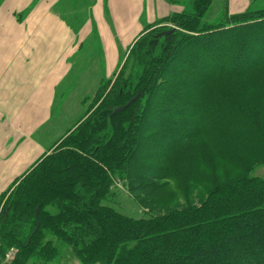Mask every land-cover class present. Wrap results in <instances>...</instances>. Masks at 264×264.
<instances>
[{"label": "trees", "instance_id": "1", "mask_svg": "<svg viewBox=\"0 0 264 264\" xmlns=\"http://www.w3.org/2000/svg\"><path fill=\"white\" fill-rule=\"evenodd\" d=\"M212 1L144 26L72 132L0 193V264L63 247L80 264H264V9L224 0L206 23ZM116 182L147 217L112 205Z\"/></svg>", "mask_w": 264, "mask_h": 264}, {"label": "rangeland", "instance_id": "2", "mask_svg": "<svg viewBox=\"0 0 264 264\" xmlns=\"http://www.w3.org/2000/svg\"><path fill=\"white\" fill-rule=\"evenodd\" d=\"M2 2H21L20 9L15 10V15L16 19L22 21L21 26L27 34L31 33L34 25L25 22L29 21L27 17L41 14L45 22L38 25L37 31H48L46 33L50 34L46 35L47 38L54 37L53 34L60 31L69 36L62 51L64 64H68L70 68L68 76L64 79L63 102H60L61 98L58 97L52 107L53 120L59 117L58 123L52 128L53 138L57 135L59 138L54 141L55 146L72 132L73 125L84 114L86 105H82V100L95 93L100 81L114 78L113 75L119 71L131 44L140 36L143 27L162 16L191 10V0H0V10L3 11L0 18L11 13L8 8H4ZM223 2L225 1L213 0L203 21H218L222 14ZM226 2L230 14L245 9H264V0ZM6 29H9L7 25ZM34 50L36 47H32L29 52ZM57 53L53 51L54 59L59 56ZM32 161V158L29 159V163ZM21 169L23 168L17 170ZM250 177L264 180V164L256 166ZM115 185L112 189V205L130 217H147L144 210L134 204L122 185L118 182ZM52 264L80 263L73 257L69 248L63 247L60 257Z\"/></svg>", "mask_w": 264, "mask_h": 264}, {"label": "crops", "instance_id": "3", "mask_svg": "<svg viewBox=\"0 0 264 264\" xmlns=\"http://www.w3.org/2000/svg\"><path fill=\"white\" fill-rule=\"evenodd\" d=\"M1 4L11 13L0 18V193L57 146L53 143L59 138H53L52 128L59 117L53 120L52 107L58 97L63 102L64 79L70 70L62 52L68 34L60 31L47 38L48 31H37L45 22L41 14L27 17L25 22L34 24L27 34L15 15L21 2ZM32 47L36 50L29 52ZM53 51L59 55L55 59Z\"/></svg>", "mask_w": 264, "mask_h": 264}, {"label": "water", "instance_id": "4", "mask_svg": "<svg viewBox=\"0 0 264 264\" xmlns=\"http://www.w3.org/2000/svg\"><path fill=\"white\" fill-rule=\"evenodd\" d=\"M171 32H172V31H169V33H171ZM138 95H139V94H137V95L134 96L132 99H130V100H129L124 106L115 109V110L113 111V114L118 113V112L124 110L125 108H127L128 106H130L133 102L136 101V99L138 98ZM37 216H38V209H36V211H35V218H37ZM37 226H38V225H37ZM37 226H36V228H37ZM36 228H35V229H36Z\"/></svg>", "mask_w": 264, "mask_h": 264}, {"label": "built area", "instance_id": "5", "mask_svg": "<svg viewBox=\"0 0 264 264\" xmlns=\"http://www.w3.org/2000/svg\"><path fill=\"white\" fill-rule=\"evenodd\" d=\"M17 253V250L14 249V248H11L6 254H5V257H4V260H3V263H6L8 261H11L13 260L14 258V255Z\"/></svg>", "mask_w": 264, "mask_h": 264}]
</instances>
